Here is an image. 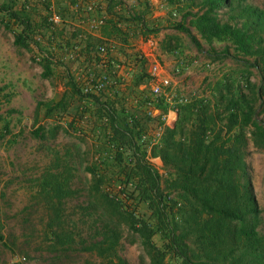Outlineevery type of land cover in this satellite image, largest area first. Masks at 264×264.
I'll use <instances>...</instances> for the list:
<instances>
[{
    "label": "rangeland",
    "instance_id": "1",
    "mask_svg": "<svg viewBox=\"0 0 264 264\" xmlns=\"http://www.w3.org/2000/svg\"><path fill=\"white\" fill-rule=\"evenodd\" d=\"M120 1L127 5L125 13L130 11L131 15L145 14L144 21L152 32H147V35L141 32L127 42L115 41L111 56L117 61L131 56L141 38L155 36L160 39L162 32L159 28L160 22L147 17L151 16L154 8H151L146 0H136L132 5L130 0ZM169 2L175 9L168 12V29L178 31L177 26L181 24L183 17L189 14L185 26L190 28L203 47L202 51L198 50L191 39L180 31L178 32L182 33V36L170 31L164 46L161 42L163 61L170 70L179 59H184L187 64L188 69H184L182 75L176 79L178 97L183 96L187 103L197 97L212 99L215 84L227 79L248 78L253 86L259 88L261 75L254 65L255 58L238 53L230 41L208 43L191 25L194 16L203 12L202 0H196L198 6L193 9L187 8L181 0H164L161 5L165 6V3ZM246 4L264 10V0H247ZM133 5L138 8L132 7ZM6 11V19L0 14V235L3 237V240H0V264H106V259L86 250L91 244L103 240L104 232L112 222L109 215L94 200L91 192L93 178L88 168L98 162L101 150H104L103 146L106 144H100V141L104 140L103 132L107 138L113 135L111 118L89 97H85L81 103L84 107L83 118L76 112L78 102L61 119H47L45 112H38L37 109L40 102L60 101L69 78L72 77L77 82L78 78L82 79L86 75L87 69L93 67L98 60L96 49L90 52H73L77 40H84L85 35L73 26L72 13L69 11L56 10L68 22L57 28L56 34L52 35L54 38L49 34L50 10H47L49 14L43 20L36 23L28 13H23L27 15L23 16L24 19L12 18L11 14L15 12L12 6ZM174 13L177 18H174ZM116 14L118 12L115 9L112 15ZM232 14L228 9L219 12L222 21L241 26L243 21L231 19ZM28 18L30 28L27 29ZM122 24L125 27V23ZM132 26L134 29L137 27L134 24ZM23 29L29 32V49L14 44L15 34ZM39 37L41 40H38ZM89 39L96 47L100 44L96 42L99 39L92 35ZM165 46L171 60L164 57ZM46 59L52 63L53 68V76L48 79L43 77V63ZM208 61L214 64L213 69L206 67ZM134 69L129 87L112 97L102 95L96 98L101 99L102 104L109 103L112 109L119 112L124 110L130 127L135 124V120H139L144 126L142 130L140 127L135 128V131L141 134L138 144L143 145L148 152L146 163L160 175L164 195L162 206L167 212L173 206L171 212L175 214L183 203L179 191L168 187L172 170L165 167L161 158L151 155L152 148L160 143L165 130L162 119L148 116L144 108L133 107L131 100L132 96L139 94L134 91L133 85L139 75L147 78L148 66L139 61L135 62ZM252 89L254 88L245 85L242 92L251 96ZM148 95L149 92H145L144 96ZM160 102L167 107L168 112L170 106L167 102ZM256 110L257 120L264 124V112L260 102H257ZM106 118H109L108 123ZM56 125L61 128L53 132ZM40 127L45 128V139H36L32 135V132ZM144 136H147L146 142L142 141ZM121 152L125 162L133 166L130 160L131 152L126 148ZM247 162L262 212L259 230L264 234V151L251 145ZM102 169L109 178L112 177L111 169ZM53 176L58 177V180L73 192L71 197L63 200L61 220L54 229L51 228L50 220L53 215L52 205L57 201H51L52 195L48 197L47 192L43 191V183L46 179H54ZM46 188L50 189L49 186ZM103 188L111 194H120L128 207H135L139 215L154 221L149 204L134 203L135 199L127 201L128 197L122 192V185L107 183ZM118 231L121 234L118 255L128 264H151L139 236L124 224L120 225ZM153 241L159 248L167 247V241L161 234H157ZM167 262L177 264L171 254L167 257Z\"/></svg>",
    "mask_w": 264,
    "mask_h": 264
},
{
    "label": "trees",
    "instance_id": "2",
    "mask_svg": "<svg viewBox=\"0 0 264 264\" xmlns=\"http://www.w3.org/2000/svg\"><path fill=\"white\" fill-rule=\"evenodd\" d=\"M181 1L190 9L198 6L196 0ZM246 1L202 0L203 12L191 21V25L208 43L230 41L238 53L255 58L254 65L260 72L261 85L256 88L248 78L227 79L215 84L212 99L197 97L178 106L175 125L165 127L160 143L151 150V155L161 158L165 167L172 170L168 187L179 191L183 203L177 213L171 212L173 206L169 212L162 206L164 195L160 175L146 163L148 152L138 144L141 134L135 128L142 130L144 126L135 120L130 127L124 110L119 112L112 109L109 103L102 104L101 99L89 97L99 104L103 112L105 108L111 110L107 116L111 118L113 135L107 138L103 132L104 140L100 144H106L104 150H101L98 162L88 168L93 178L91 192L94 200L112 222L104 232L103 240L91 244L86 250L106 259V264H128L118 255L121 238L118 228L122 224L139 236L151 264H168L169 254L174 256L177 264H264V234L259 230L262 212L247 162L251 145L264 151V124L257 120L256 110L257 102H260L264 112V10L247 5ZM120 5L121 1L108 0L111 12ZM223 9L233 13L231 19L243 21L242 25L222 21L219 12ZM125 11L116 14L103 28V39L127 42L141 32L143 35L152 32L144 21L145 14L131 15L130 11ZM23 13L13 12L11 17L19 20L27 16ZM189 16L183 17L177 30L186 34L202 51L200 41L185 26ZM26 20L28 29L30 19ZM121 21L125 27L119 26ZM133 24L135 27L137 25L135 29ZM25 29L15 34L14 44L29 49V32ZM89 37L85 35L82 40L85 52L96 49ZM164 48L168 51L166 46ZM43 68L44 78L53 76L52 63L48 59L43 63ZM145 80L144 76L137 77L133 85L135 92ZM66 83L60 101L38 104V112L44 111L47 119L63 118L77 102L79 106L76 112L83 118L84 107L81 103L86 96L74 78H69ZM245 85L254 88L251 96L242 92ZM157 107L163 112L167 111L162 102ZM60 128V125H56L52 131ZM44 131L45 128L40 127L32 135L36 139H45ZM124 148L131 152L133 166L125 162L121 152ZM102 168L111 169L112 177L109 178ZM53 178L46 179L43 191L47 192L48 197L52 195L51 201H57L52 205L50 220L54 229L61 220L63 200L71 197L73 192L58 177ZM107 183L122 185L127 201L135 199L134 203H148L154 221L139 215L135 207H128L120 194L105 190L103 187ZM157 234L167 241L165 249L154 243ZM0 240H3L1 235Z\"/></svg>",
    "mask_w": 264,
    "mask_h": 264
},
{
    "label": "built area",
    "instance_id": "3",
    "mask_svg": "<svg viewBox=\"0 0 264 264\" xmlns=\"http://www.w3.org/2000/svg\"><path fill=\"white\" fill-rule=\"evenodd\" d=\"M103 1L73 0L71 7L73 26L84 35L101 33L107 23L115 18L112 12L109 11L108 4ZM146 1L151 8H154L157 0ZM126 6L125 3H122V5L116 7L118 14L125 10ZM50 11L48 21L52 30L64 26L68 22L53 7ZM173 15L174 18H177L176 13ZM119 26L123 27V24L119 23ZM82 37L83 35L80 38ZM38 40H41V37ZM83 44L82 40H77L73 52L83 51L85 49ZM114 45L115 40L102 39L96 47L98 60L93 67L87 69L86 75L82 79L78 78L77 81L84 96L100 97L108 95L112 97L118 94L120 90H124L131 85L135 62H144L148 66L147 78L138 88V96H132V105L135 108H144L146 114L150 117H161L163 128L173 127L178 119V106L188 102L183 96L178 97L176 95V87L178 86L176 79L187 68L186 61L179 59L174 68L170 70L163 61L161 41L155 36L141 38L138 44L135 45L134 52L130 54L131 56L125 57L121 61L114 60L111 56ZM206 67L213 69L214 64L208 61ZM145 92H149L146 97L144 96ZM160 100H164L170 106L168 112L162 113L159 110L157 106ZM110 112V109H104L105 114ZM108 120L109 118L105 119L106 123H108ZM131 120L129 121L131 122ZM146 140L147 136L142 137L143 142H146Z\"/></svg>",
    "mask_w": 264,
    "mask_h": 264
},
{
    "label": "crops",
    "instance_id": "4",
    "mask_svg": "<svg viewBox=\"0 0 264 264\" xmlns=\"http://www.w3.org/2000/svg\"><path fill=\"white\" fill-rule=\"evenodd\" d=\"M115 1H120V0H115ZM135 1L136 0H130L129 3L131 4ZM103 2L108 4V0H104ZM72 3H73V0H0V11L2 10V12H0V14L3 15L6 19L7 14H8L6 10L9 8V6H12L13 10L15 12H25V13L30 14L32 21H34L36 23V22L43 20L44 17L49 14L47 12V10H50L52 7L58 11L64 9V10L72 13V10H71V7H72L71 4ZM162 3H164V0L156 1L155 6H154V10H153L151 16L149 15L147 17L148 18L151 17L153 19H156L157 22H160L159 28L162 29V32L160 33V41L162 42V45L164 46L166 40L169 38L168 35H170V34H168V33L170 31L173 32V34L179 35V36H182V33L178 32L176 30L168 29V25L166 22V21H168V19H167L168 18V12L171 11L172 9H175V8L170 4V2H169V4L165 3L166 4L165 6L161 5ZM132 7L138 8V6H135V5H133ZM56 30L51 29V33H49L50 36L55 35L57 32ZM164 31L167 34L163 33ZM92 36L98 38L99 40L103 39L102 33L93 34ZM167 52L168 51H166V50L164 51V57L171 60V56ZM170 63H171V61H170Z\"/></svg>",
    "mask_w": 264,
    "mask_h": 264
}]
</instances>
